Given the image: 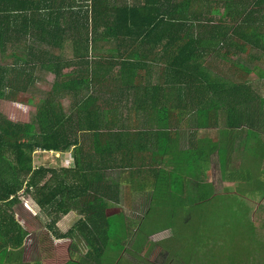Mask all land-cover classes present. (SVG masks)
I'll use <instances>...</instances> for the list:
<instances>
[{
	"label": "trees",
	"instance_id": "16d2710c",
	"mask_svg": "<svg viewBox=\"0 0 264 264\" xmlns=\"http://www.w3.org/2000/svg\"><path fill=\"white\" fill-rule=\"evenodd\" d=\"M123 1L0 4V99L34 106L26 121L0 111V264H31L42 227L23 196L49 218L39 264L58 241L69 243L63 264H117L120 249L121 264H154L150 209L215 202L256 209L261 241L248 251L264 254V0ZM37 152L72 165H39ZM239 189L256 199L237 201ZM70 212L80 219L63 232ZM246 258L238 249L221 264Z\"/></svg>",
	"mask_w": 264,
	"mask_h": 264
},
{
	"label": "rangeland",
	"instance_id": "374dc122",
	"mask_svg": "<svg viewBox=\"0 0 264 264\" xmlns=\"http://www.w3.org/2000/svg\"><path fill=\"white\" fill-rule=\"evenodd\" d=\"M45 77L44 79H46V81L37 85L39 88L38 92L41 90L39 95L44 94L46 91H50L54 83V74L49 73L45 75ZM25 103L26 102L0 99V111L13 120L26 121L30 119L34 106ZM35 156L37 164L52 166H58L61 160L65 163L64 160L68 158L67 154H53L49 152H37ZM214 174L216 177V171ZM215 186L218 192H222L225 188L228 191L225 184L224 187L220 184L219 179H217ZM256 195L255 192L246 194V191L243 189L237 190L236 193L237 201H242L244 204L252 199H256ZM231 196H233V194ZM22 200L25 202L26 208L22 209V211L31 219L36 217L39 225L42 227L39 233L33 234L29 238L25 255L27 262L39 264L38 259H40L42 252L37 238L39 240V238L42 237L45 231V224L49 221V218L31 197L23 196ZM231 201L233 202V200ZM230 208H223V206H219L218 203L215 202L209 203L206 206H187L186 209L190 210L188 214L184 208L150 209L143 227L151 228L154 232L149 235L145 254L150 248L157 247L151 251L149 255L150 260L153 261L154 264H172L173 257L176 255L172 253L173 251L178 253L176 257L181 255L189 264H221L222 257L234 252L236 254L238 249H241L242 253H245L247 256L245 261H241L242 264H264V254H258L259 256L256 259L253 258L251 260L252 253V256H254L255 253H250V251H248L251 246V249L255 250V244H259V241H261L259 236L255 233L256 209H244L240 211V206L238 205L236 209H233V207L232 209ZM147 211L148 209H137V213L139 214L140 212L137 221L139 220L140 222ZM232 211L234 213L230 215L229 213ZM174 212H176V215L172 216L171 214ZM257 212H260V217L257 215L260 218L258 220L263 222V225L260 224L258 227L262 226L260 230L264 235V210H257ZM79 219L80 216L76 213H69L60 221L59 228L63 232H66ZM116 227L117 224H114V229ZM164 238H166V240H164ZM68 244L67 241L55 242L53 248L49 247L50 249L46 253L44 252L46 256L43 261L44 264H63L66 259H68L66 255ZM158 248L165 250L169 249L170 256L165 253L164 256L162 254L160 255ZM120 254L123 255L121 249L119 252L116 250L115 254H113L117 264H121L122 256L119 257ZM142 256L143 257L139 260L144 259L145 255L143 254ZM149 258L147 257L148 260ZM127 264L131 263L127 262ZM236 264L241 263L237 261Z\"/></svg>",
	"mask_w": 264,
	"mask_h": 264
},
{
	"label": "crops",
	"instance_id": "0c3cea01",
	"mask_svg": "<svg viewBox=\"0 0 264 264\" xmlns=\"http://www.w3.org/2000/svg\"><path fill=\"white\" fill-rule=\"evenodd\" d=\"M89 1L90 0H0V4L1 5H39L41 7H45V6H48V5H68V6H70V5H86V4L89 3ZM123 2H127L128 5L134 6V5H138V4L143 3V0H124ZM39 46H45V44L39 45ZM72 46H74V44L73 43L70 44V42L67 41V48H68V50H71L72 51ZM53 79H55V76H54ZM44 81H46V80H44ZM39 83H41V82H38L37 85ZM25 104H29V103H25ZM182 143H183V141H182ZM181 147H184V146H181ZM64 161H65V163L61 160L60 161L61 163L58 164V166L61 165V164L63 166H70V165H72V160H71L70 157H68ZM70 213L73 214L75 212H70Z\"/></svg>",
	"mask_w": 264,
	"mask_h": 264
}]
</instances>
